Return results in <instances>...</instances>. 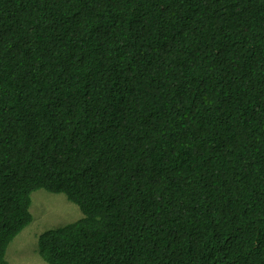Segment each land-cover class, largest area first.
Instances as JSON below:
<instances>
[{"label":"trees","instance_id":"obj_1","mask_svg":"<svg viewBox=\"0 0 264 264\" xmlns=\"http://www.w3.org/2000/svg\"><path fill=\"white\" fill-rule=\"evenodd\" d=\"M38 190L47 264H264V0H0V264Z\"/></svg>","mask_w":264,"mask_h":264},{"label":"rangeland","instance_id":"obj_2","mask_svg":"<svg viewBox=\"0 0 264 264\" xmlns=\"http://www.w3.org/2000/svg\"><path fill=\"white\" fill-rule=\"evenodd\" d=\"M32 222L9 244L8 264H47L38 253V237L46 230L64 226L82 217L80 209L63 194L38 190L31 194Z\"/></svg>","mask_w":264,"mask_h":264}]
</instances>
